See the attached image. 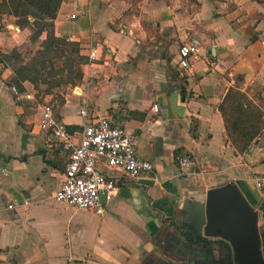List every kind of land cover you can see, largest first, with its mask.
Wrapping results in <instances>:
<instances>
[{
	"label": "crops",
	"instance_id": "obj_1",
	"mask_svg": "<svg viewBox=\"0 0 264 264\" xmlns=\"http://www.w3.org/2000/svg\"><path fill=\"white\" fill-rule=\"evenodd\" d=\"M54 23L56 36L76 42L86 58L100 47L99 77L88 85L87 58L80 80L41 96L76 139L86 106L92 119L106 116L135 134L138 155L154 166L144 178L155 183L124 181L103 215L56 200L69 154L40 128L41 101H15V71L1 59L15 48L22 53L33 27L0 24V264L193 262L170 241L174 229L191 234L179 220L183 200H204L229 181L246 194L264 171V129L254 149L240 154L220 110L235 87L264 112V0H62ZM187 43L200 51L181 68L178 50ZM77 85L82 95L73 92ZM23 86L37 94L33 82ZM182 153L194 168H181ZM257 192L253 201L246 196L263 217Z\"/></svg>",
	"mask_w": 264,
	"mask_h": 264
},
{
	"label": "built area",
	"instance_id": "obj_2",
	"mask_svg": "<svg viewBox=\"0 0 264 264\" xmlns=\"http://www.w3.org/2000/svg\"><path fill=\"white\" fill-rule=\"evenodd\" d=\"M73 14L72 18H76ZM200 51L198 45L187 43L178 50V64L181 68H190V56ZM88 58V85L98 79L100 47L92 46ZM15 101H33L41 98L39 107V126L51 133L58 143L68 152L69 161L64 177L55 193V198L76 210H85L98 215L106 212L102 195L106 194V203L114 196L119 185L126 180H139L150 175L153 164L138 155L136 136L125 128L112 125L106 116L92 119L88 106L81 109V115L88 118L78 139L67 124L56 117L54 104L41 95L11 86ZM73 92L83 94L82 87H73ZM158 112L159 106L152 108ZM91 118V121L90 119ZM181 168H194L195 160L189 153L178 156ZM120 171L114 175L109 171ZM7 174V172H5ZM253 186L264 195V171L253 178ZM28 204V201H25ZM12 207V206H10Z\"/></svg>",
	"mask_w": 264,
	"mask_h": 264
},
{
	"label": "trees",
	"instance_id": "obj_3",
	"mask_svg": "<svg viewBox=\"0 0 264 264\" xmlns=\"http://www.w3.org/2000/svg\"><path fill=\"white\" fill-rule=\"evenodd\" d=\"M62 0H4L0 4V13L3 11L12 17L17 18V25L31 24L33 32L29 36L32 45L41 44L35 52V61L31 64H24V56L18 49H12L1 56V59L10 64L15 71V76L11 80L10 85H16L20 90H24L23 82L29 80L35 85L41 80L49 84L48 91L56 86H60V82H51L47 77L49 73L45 72L47 67L44 64L42 68L37 66L39 57L47 53H57L58 56H64L69 50L67 57V78L65 84H75L82 78V71L79 65L84 63L87 58L80 54L78 44L66 37H58L55 34V19L61 7ZM32 19V21H30ZM47 36L42 40V35ZM71 53V54H70ZM75 55V56H73ZM51 68H54V61L49 59ZM222 116L224 118L228 136L240 154L250 152L252 145L258 139L264 129V112L261 107L256 104L246 92L239 88L232 87L227 92L221 107ZM179 153V152H178ZM253 195H251V200ZM253 201V200H252ZM264 218V198L260 204ZM190 242H194L195 238L192 234L186 233ZM198 239H202L198 237Z\"/></svg>",
	"mask_w": 264,
	"mask_h": 264
},
{
	"label": "water",
	"instance_id": "obj_4",
	"mask_svg": "<svg viewBox=\"0 0 264 264\" xmlns=\"http://www.w3.org/2000/svg\"><path fill=\"white\" fill-rule=\"evenodd\" d=\"M10 27L15 26L10 24ZM138 182L147 186L155 183L148 178H141ZM102 201L106 203L105 193ZM181 211L179 220L187 229L191 228L193 236L220 237L231 243L235 264L240 260L244 264H264V231L260 232L258 228L259 212L236 182L229 181L208 189L204 200L184 199ZM173 232L170 235L172 246L185 255L193 243L181 231L174 229ZM214 264L227 263L216 260Z\"/></svg>",
	"mask_w": 264,
	"mask_h": 264
},
{
	"label": "rangeland",
	"instance_id": "obj_5",
	"mask_svg": "<svg viewBox=\"0 0 264 264\" xmlns=\"http://www.w3.org/2000/svg\"><path fill=\"white\" fill-rule=\"evenodd\" d=\"M16 20L17 18L9 16L5 10L3 11V14H0V24L2 27L7 26L9 24H16ZM17 25V24H16ZM7 28V27H6ZM11 29H14V27H8ZM44 36V34L42 35ZM29 39V38H28ZM41 47V44H35V45H31V42L28 41V43L25 45H23V49H22V54L24 56V63L21 66H24V64H31L34 63L35 61V52L36 50ZM69 53V52H68ZM68 53H65L64 56H58L57 53L51 52V53H47L44 56L39 57L37 60H39L37 63V66L39 68H42L44 66V64L46 65L47 69L45 72H48L49 77H47L51 82H60V87L62 88H66L67 84H65V79L67 78V57L70 56ZM71 54V53H70ZM75 56V55H73ZM52 58V60L54 61V68H51L50 63H49V59ZM48 87L49 84L44 83L42 80L40 82H38V85H35V91L37 92V95H41V94H45L46 92H48ZM42 99L39 98V101H41ZM58 101H61V96L59 95L58 97ZM33 107L37 108V104L34 103L32 104ZM243 175L240 174V177H242ZM246 194L248 195V197L251 199V195H256L259 196V193L257 192V190H255L253 187L251 188V192L249 189H246ZM257 207V206H256ZM259 231H263L264 230V219L262 216L259 215V225H258Z\"/></svg>",
	"mask_w": 264,
	"mask_h": 264
},
{
	"label": "flooded vegetation",
	"instance_id": "obj_6",
	"mask_svg": "<svg viewBox=\"0 0 264 264\" xmlns=\"http://www.w3.org/2000/svg\"><path fill=\"white\" fill-rule=\"evenodd\" d=\"M199 237L202 239H198V236L194 237L195 241L191 242L193 244L190 251L186 253L190 259H193V262L189 261L187 264H214L216 260H224L227 264H235L231 243L220 237H214V239H207L203 236ZM180 251L182 252V250ZM262 253L264 260L263 247ZM239 264H244V262L240 260Z\"/></svg>",
	"mask_w": 264,
	"mask_h": 264
}]
</instances>
